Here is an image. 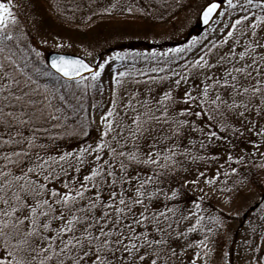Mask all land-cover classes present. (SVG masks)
I'll list each match as a JSON object with an SVG mask.
<instances>
[{
  "label": "snow or ice",
  "instance_id": "obj_1",
  "mask_svg": "<svg viewBox=\"0 0 264 264\" xmlns=\"http://www.w3.org/2000/svg\"><path fill=\"white\" fill-rule=\"evenodd\" d=\"M219 2L227 3L232 9L237 6L236 0ZM244 4L250 8L259 7L264 12V0H244ZM113 7L115 5H110L104 11H111ZM218 7V0H209L201 9L205 23L217 13ZM126 10L132 11V8ZM244 11L247 15L240 16L236 23L232 24L233 29L240 21H246L248 16L252 15L248 8ZM16 20L12 0H0V122L5 128L4 133H0V144L5 148L14 143L20 145L14 151L0 152V157H3L6 163L9 162L8 157L14 158L12 163L28 161L18 173L9 171L6 176L5 173H0V177H5L0 183V203L3 204V208H0V264H167L168 258H174L176 251L168 245L165 230L159 226L155 217H161L167 228L170 229L171 225L160 211L157 210L153 214L149 207L145 206L146 197L151 199L160 191L151 190L152 182H158L160 176L179 166V161L174 159V156L183 157L187 151L181 149L178 143L186 128L192 132L199 131L203 137V147L205 142H211L217 135L212 129L229 127L222 119L224 112L235 111L240 117H243L245 111H255L258 116L264 113V108L261 107L264 105V79L260 78L264 77V55L256 51L257 44L249 40V48L256 51V59L252 61V65L231 71L225 70L224 76L219 80H214L211 75L205 76L200 92H194L193 86L174 98L172 88L169 87L155 103L173 99L177 102L183 101V105L176 110L178 120L168 116L167 106L162 110L157 109L160 116L167 119L160 120L158 117L146 115L142 119V114H135L134 118L129 120L127 113L130 109L124 105H121V108L125 117L121 120L113 119L120 116V113L116 112L117 100L113 95L108 109L100 117L102 126L93 144L81 145L74 152L32 151L38 139L36 133L33 132L26 138L23 132L13 126L27 124L37 131L45 132L46 129L39 125L47 124L48 121H59L61 109L54 107L52 103V93L56 91L55 83L52 93H47L48 85L42 86L47 94L37 91L41 87L39 84H36L35 88L28 87L36 82L24 71L16 54L9 47L10 43L18 42L14 32L8 28L9 21L15 23ZM261 22H264V14L256 15L245 31L250 29L253 36L260 35L261 39H264V34L257 32ZM233 35V31L227 32V36ZM259 47L264 49V44ZM183 50L178 46L168 51ZM18 51L23 54L22 50ZM32 51L36 52L37 56L40 55L35 48ZM245 54L244 51L239 52L240 57ZM115 59H121V54L116 53ZM201 60H204V57H199L194 64ZM204 62L206 67H213V63L206 60ZM107 63L105 60L93 70V66L81 58L56 55L50 61V68L54 71L47 75L56 76L58 79L62 77L67 83L72 79L81 82V73L89 72L95 82L100 78ZM184 71L187 72L188 69L185 68ZM127 75V72L116 73L119 77ZM181 79L187 80V77ZM181 79L175 80L174 85L179 86ZM209 80L217 85L215 98L209 96ZM249 80H254L255 86L248 83ZM112 81L116 85L121 83L116 77H112ZM85 87L88 85L85 84ZM227 91L237 97L242 94L247 96L249 93L255 97L259 94L261 102L253 108L251 100L233 99L231 95H224ZM131 95L136 96V93L132 92ZM59 100L65 101L66 97L59 96ZM189 103L193 105L192 108L188 107ZM92 107L95 108V105ZM131 111L135 112L134 109ZM185 116L190 119L184 118ZM197 117H202L199 123ZM217 117L221 119L217 121ZM165 124L168 125L167 131H161V126ZM56 126L59 127V124ZM86 127V124L80 127L79 134L87 135L84 131ZM259 131L264 133V127H260ZM153 132L155 135H151ZM145 134L150 135V140L142 151L137 147V142L142 140ZM13 137H16L15 141ZM51 141L52 137H49L46 143ZM129 142L132 143V150L126 147ZM189 142L191 143V140ZM46 143H40L39 148L43 150ZM113 144L116 147H113ZM170 149L179 151L173 152ZM88 157H91L93 164L83 175V182L78 181L75 175L69 180L65 169L78 173ZM104 157L110 159H102ZM187 159L192 160L193 157L188 156ZM233 159L239 160L229 154L228 160ZM143 166H149L151 172H145L141 176L136 169L140 168L141 172H144ZM229 170L233 173L237 171L234 167ZM36 174H39V179ZM60 175L65 177L60 181L63 191L48 186L50 181L56 180ZM219 175L217 172L216 176ZM189 182L195 183V180L185 181ZM127 190L134 194L128 195ZM104 192H107L106 196ZM169 194L175 197L177 192L173 189ZM195 207L199 211V204ZM188 215L192 216L193 213L189 212ZM54 221L58 222L55 226ZM196 223H200L199 218ZM138 227L142 230L138 231ZM203 231L211 232L212 229L205 228ZM175 235L179 236L180 233ZM206 240L205 237L195 243L198 246H206ZM192 264L197 262L193 261ZM255 264H261L260 257L255 258Z\"/></svg>",
  "mask_w": 264,
  "mask_h": 264
},
{
  "label": "trees",
  "instance_id": "obj_2",
  "mask_svg": "<svg viewBox=\"0 0 264 264\" xmlns=\"http://www.w3.org/2000/svg\"><path fill=\"white\" fill-rule=\"evenodd\" d=\"M12 5L13 14L17 17V20L15 23L9 21L8 28L14 32L15 40L18 42L10 43L9 47L16 54L18 62L24 71L27 72L28 76L36 78L44 85H48L50 93H52V86L55 83L56 91L52 93V103L54 107L61 109V119L59 121H48L47 124L41 123L39 125V127L46 129L45 132L37 131L36 128L29 127L27 124L24 126L15 125L13 127L23 132L26 138L33 132L36 133L38 139L35 142L36 147H33L32 151L55 150L61 153L65 151L74 152L81 145L93 144L92 138L96 137L97 139L99 133L93 126L91 116L92 106H98L99 112L103 114L111 103H109L111 101L109 98H112L113 93H99L98 87H95L93 81L90 80V76L82 77L83 80L81 82L71 80L65 83V80L62 78L58 79L56 76L47 75V73L52 71L46 66L44 55L52 47H50L49 43H46L45 39H49L51 35H54L59 44V50L82 52L84 56L94 59L96 63L104 62L108 57H115L116 53H120L121 59L118 62L122 64L124 61H133L134 67H129L135 70L153 63L162 66L166 63V60L155 56L152 61H148L140 53V49H143L145 42L140 39L134 40L135 36L140 35H138L140 33L138 31L140 21L135 23L129 19L122 18L120 21H117L113 20V18L132 16V19L139 20L140 18L142 22H147L154 26L159 22L168 20L172 15L181 12L185 8L184 0H12ZM110 5H115V7L111 11H104ZM128 8H132V11H127L126 9ZM33 48L40 53L39 56L36 55V52L32 51ZM18 50H22L23 54ZM25 57H27V60H25ZM148 57H151V55ZM170 61L168 58L167 62L171 65L172 61ZM126 70L127 68L123 72ZM164 77L151 78L150 76L138 75L136 78L131 79L124 93L115 95L117 100L115 109L116 112L120 113V116L113 117V119L121 120L125 117V113L121 108V105H124L130 109L127 113L129 120L134 118L135 114H142V119L144 115L158 117L160 120L167 119V117L160 116L157 111L158 108L162 110L166 106L168 107V116L172 117L173 120H178L179 117L176 116V110L183 105V101L177 102L173 99L168 102H161L160 104L155 103L164 92L161 90L163 82L159 85V83L156 84L154 81L163 79ZM212 77L214 80L221 78ZM124 79L126 77L122 78V80ZM177 79L179 78H175L173 81ZM203 82L204 79H197L195 81L194 88L191 87L194 92L202 90ZM208 83L210 84L209 96L215 98L217 85L212 80H209ZM85 84L88 85L87 88ZM181 84L179 86H175L174 83L170 84L173 85L174 98L181 96L183 91L188 89L187 87L183 88ZM28 87L32 88L31 85ZM132 92H135L136 96H132ZM123 95L127 97V101ZM224 95H230V91L225 92ZM59 96H65L66 100L60 101ZM231 96L233 99L237 97L235 95ZM137 97L140 99H137ZM239 97L240 99L247 100H251L250 97L253 98L252 95H241ZM188 107L192 108L193 105L189 103ZM132 109L135 112L131 111ZM184 118L190 119L187 116ZM196 119L197 123H199L202 117H197ZM220 119L221 117H217V121ZM222 119L229 127L212 129L217 135L211 142H205L203 147L201 146L203 137L199 131L192 132L186 128L183 137L178 143L181 145V149H186L187 151L183 157L179 155L174 156V159L179 161V166L175 170L167 171L165 175L160 176L158 182H152L151 190L160 189V191L151 199H148L149 203L145 206L149 207L153 214L158 210L164 217H167V223L171 225L170 229L165 226L164 220H159L161 217L156 218V220L159 221L160 227L164 228L165 237L170 238L173 244L180 242V235L177 236L175 233L183 230L184 227L181 226L187 222L190 223V219L184 222L186 212H192L193 217L197 215L199 218L200 213L205 210L212 215L209 220L211 218L218 220L216 215L223 219L232 217L217 209L213 211V205L209 201L200 200L190 190V186L186 185L185 181L186 179L188 181V177L190 176L188 169H186V164L189 160H186L188 156L193 157L189 161L196 163V169L204 173L201 175L203 181L205 182L206 179V184L214 188L212 190H216L217 193L222 194L226 198H228L227 196L235 197L241 194L246 185H252L257 192H262L264 196V188L261 182L263 169L256 165L253 158L259 153L258 146L263 139L258 137L257 133H254V127L249 128L246 125L245 121L249 122V120H247L245 114L243 117H240L235 111H228L223 113ZM57 123L59 127L56 126ZM85 124L87 127L84 131L87 135L79 134L80 127ZM261 125L264 127V117L261 118ZM167 129L168 125L166 124L160 128L161 131H167ZM4 131V125L0 122V133H4ZM151 135H155V133L153 132ZM49 137H52V141L51 143H46ZM15 139L16 137H13L14 141ZM149 140L150 135L145 134L144 138L137 142V147L144 151ZM190 140L191 143L189 142ZM42 142L46 143V147L43 150L39 148V144ZM112 146L116 147L115 144ZM234 146L236 148L231 149ZM18 147L20 145L15 143L9 145L7 148L0 144V152L14 151ZM126 147L132 150V143L129 142ZM170 151L176 152L179 150L170 149ZM229 154L234 158L238 157L239 160H228ZM102 159H110V157ZM13 160V157H8L9 162L6 163L3 157H0V173H5V176L9 171L18 173L20 168L28 163L27 160H24L23 163H12ZM161 163H163V160ZM92 164L91 157H88L78 173L65 169L68 172L67 178L71 180V177L75 175L77 180L82 183L83 175L86 174V170H90ZM143 167L144 172H141L140 168L136 169V172L141 176L145 172H151L149 166ZM233 167L237 169L235 173L229 170ZM117 171L119 170L117 169ZM217 172L220 173L219 176H216ZM36 176L37 179L40 178L39 174H36ZM4 178L0 177V183L3 182ZM63 179L65 177L60 175L56 180L50 181L48 186L56 187L63 191V184L60 182ZM173 189L177 192L175 197L169 194ZM127 191L128 193H133L131 190ZM103 194L106 196L107 192ZM228 199L231 200L230 198ZM85 202L82 201V203ZM196 204H199V211L195 207ZM256 205L257 203L254 204V207ZM0 208H3L2 203H0ZM165 209H168V211H165ZM203 221H205V217L200 221L205 226ZM56 223L58 222L54 221L53 226ZM203 225L197 234L201 238L202 236H206L210 240L211 232L203 231L206 228ZM222 244L226 245V240L222 239L221 246H223ZM175 251V257H169L167 264H188L179 258L180 251L178 249H175Z\"/></svg>",
  "mask_w": 264,
  "mask_h": 264
},
{
  "label": "rangeland",
  "instance_id": "obj_3",
  "mask_svg": "<svg viewBox=\"0 0 264 264\" xmlns=\"http://www.w3.org/2000/svg\"><path fill=\"white\" fill-rule=\"evenodd\" d=\"M184 2L185 8L181 12L172 15L168 20L159 22L154 26L147 22H142L140 18L139 20L132 19V16L113 18V20L117 21H120L122 18L129 19L131 22L135 23L140 21V28L138 30L140 33H138V35L140 34L141 36L134 37V40L140 39L145 42L143 49H140V53L143 54L148 61H152L155 56H158L166 60V63L162 66H158L154 63L148 64L145 67L135 70L129 67H134L133 61H124L121 64L114 56L108 57V63L101 71L100 78L93 82L95 87H98L99 93H113V89H115L113 95L122 94L128 88L131 79L136 78L138 75L150 76L151 78L165 76L163 79L154 81V83H159V85L163 82L161 89L163 92H166V89L169 87L174 91L173 85L170 84L174 82L173 79L175 78L181 79L182 77H187V80L181 79V85L183 88H191L197 79L203 80L207 75L222 77L224 76L225 70L231 71L234 68L252 65V61L256 59V51L264 55V49L259 47L260 44H264V39H261L260 35L253 36L250 29L245 31L246 26L250 24V21L256 15L264 14L261 8H250L244 4V0H236L237 6L235 9L229 8L227 3H222L220 12L212 19L211 23L205 27H200L198 18L199 11L209 0H184ZM245 8H248V11L251 12L252 15L248 16V20L240 21V23L236 24L235 29H233L232 24L236 23L240 16L247 15L244 11ZM228 31H233L234 35L231 37L227 36ZM257 32L264 34V22H261L257 28ZM50 37L49 39H45L46 43H49L50 47H52L48 52L58 51L84 56L82 52L59 50V44L54 35ZM249 40L257 44L256 51L249 48ZM178 46L184 50L180 52L168 51ZM153 50H155V56H153ZM241 51L246 53L244 57L239 56V52ZM150 55L151 57H148ZM201 56L204 57V60L194 64V61H197ZM86 58L91 62L94 60L89 57ZM168 58L172 61H170L171 65L167 62ZM205 60L209 63H213V67H206ZM125 68H127V70L124 72H127L128 75L125 76L126 79L122 80L123 77L116 76V73L123 72ZM185 68L188 69L187 72L184 71ZM154 69H159V71H155ZM232 74L236 75V73ZM112 77H116L121 83L118 85L114 84ZM260 78L264 79V77ZM32 80L36 82L31 84L32 88H35L36 84H39L41 87L37 89V91L45 93V89L42 87L44 84L36 78H32ZM90 80L92 81L91 76ZM240 82L242 84L244 83L242 79ZM248 83L255 86L254 80H249ZM47 93H50V91L47 90ZM230 95L234 94L230 92ZM248 95L251 94L249 93ZM123 96L127 101V97L125 95ZM235 98L240 99V97ZM137 99L140 98L137 97ZM250 99L253 102V108L256 104H260L261 102V96L259 94L253 98L250 97ZM110 102L111 101H109V103ZM98 105H100V103H98ZM261 107L264 108V105H261ZM244 114L247 120L256 122L255 124H250L245 121L246 125L249 128L254 127V133H257L258 137L263 139L262 142L260 140L261 144L258 146L259 150L257 149L259 153L253 158L256 165L263 169L261 182L264 188V133L259 131V128L262 127L261 118L264 117V113L258 116L255 111H245ZM91 115L93 126L99 133L102 126L100 117L103 114L99 112L98 106L92 108ZM95 140L96 137H93L92 142ZM234 148L236 147L234 146L231 149ZM196 167V163L188 160L186 164V169H188L190 173L188 181L195 180V183L189 182L186 183V185L190 186V190L196 194L200 200L209 201L213 205V211L217 209L232 217L223 219L216 215L218 220H214L213 218L209 220L212 215L203 210L200 213L199 220L202 221L205 217V221L203 222L206 228L212 229L210 235L211 239L206 240V246H198L195 242L203 240L206 237L202 236L201 238L197 234V232H200L203 224L201 222L199 224L196 223L198 218L197 215L196 217L189 216L188 212H186V219L184 222L190 219V223L187 222L181 226L184 228L179 231L180 242L175 243V245L171 242L170 238L165 237L168 245L174 250L178 249L180 251L179 258L183 259V261H186L188 264H192L193 261H196L197 264H255L256 257H260L261 264H264V196L262 192H257L252 185H246L241 194L235 197L227 196L231 199L229 200L222 194L217 193L216 190H212L214 188L206 184V179L205 182L203 181L200 175V173L203 172L197 170ZM128 195H133V193L129 192ZM148 203L149 201L146 197V204ZM255 203H257V205L254 207ZM207 210L210 211L208 208ZM156 218L159 217H155V219ZM159 220L162 219L159 218ZM205 226L203 225V227ZM189 228L192 230L189 231ZM137 230L140 231L142 229L138 227ZM157 238L159 237L157 236ZM222 239L226 240V245L222 244L223 246H221ZM250 256L252 257L251 260Z\"/></svg>",
  "mask_w": 264,
  "mask_h": 264
},
{
  "label": "water",
  "instance_id": "obj_4",
  "mask_svg": "<svg viewBox=\"0 0 264 264\" xmlns=\"http://www.w3.org/2000/svg\"><path fill=\"white\" fill-rule=\"evenodd\" d=\"M208 3H209V2H208ZM218 3H219V7H218V10H219L221 3H220L219 1H218ZM206 4H207V3H206ZM206 4H205L204 6H206ZM204 6H203V7H204ZM203 7H202V8H203ZM202 8H201V9H202ZM218 10H217V12H218ZM215 14H216V13H214L213 16L209 19V21H208L207 23H205V21H204V19H203V16H202V12H201V10H200V12H199V16H198L200 26H201V27H204V26L208 25L209 22L212 20V18L214 17ZM56 55H67V56L72 57V58H81V59H83L86 63L91 64V63L88 62L86 59H84L83 57L78 56V55L68 54V53H61V52H51V53H49V54L47 55V57H46L47 65H48L49 67H50V61H51V58H52L53 56H56ZM91 65H92V64H91ZM92 66H93V70H95V66H94V65H92ZM53 71H54V70H53ZM88 73H89V72H82V73H81V76L84 75V74H88Z\"/></svg>",
  "mask_w": 264,
  "mask_h": 264
}]
</instances>
